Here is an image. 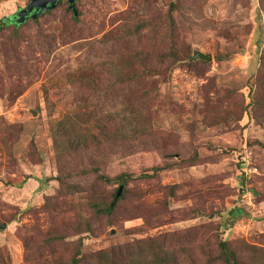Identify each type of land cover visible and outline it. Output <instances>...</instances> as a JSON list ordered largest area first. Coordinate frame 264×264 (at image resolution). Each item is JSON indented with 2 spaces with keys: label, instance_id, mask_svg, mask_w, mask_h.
Masks as SVG:
<instances>
[{
  "label": "rangeland",
  "instance_id": "374dc122",
  "mask_svg": "<svg viewBox=\"0 0 264 264\" xmlns=\"http://www.w3.org/2000/svg\"><path fill=\"white\" fill-rule=\"evenodd\" d=\"M27 5L0 0V24ZM66 5L0 27V264H41L51 250L67 261L76 250L123 258L151 239L202 246V260L216 257L219 241L247 258L246 246L264 250V0H77L75 21ZM143 22L138 36L114 40L117 29ZM136 50L163 57L165 77L139 78L136 93L107 92L104 82L118 79L108 71L113 60ZM194 50L210 62H189ZM171 54L178 61L169 63ZM78 69L100 73L101 91L69 82ZM255 76L263 83L251 85ZM137 93L148 100L145 136L128 129L127 141L101 138L77 157L55 135L75 112L115 125ZM250 96L256 101L246 110ZM81 164L130 174L128 194L95 214L84 209L99 205L93 177L75 178L88 193L73 196L84 212L56 222L50 208L72 197L54 178ZM95 187L109 202L117 184ZM234 207L244 215L232 223ZM49 234L64 241L44 244Z\"/></svg>",
  "mask_w": 264,
  "mask_h": 264
},
{
  "label": "trees",
  "instance_id": "16d2710c",
  "mask_svg": "<svg viewBox=\"0 0 264 264\" xmlns=\"http://www.w3.org/2000/svg\"><path fill=\"white\" fill-rule=\"evenodd\" d=\"M28 1V0H26ZM67 4L68 11L72 12V18L75 21L77 17L74 15L72 9L69 8L67 0H58L56 7L61 5L62 3ZM76 3V2H75ZM55 7V8H56ZM173 7V6H171ZM54 8V9H55ZM52 9V10H54ZM51 11V10H50ZM47 12H43L37 15L35 18H31L30 15L24 18L22 23H17L15 14L5 18L0 27L14 26L15 28L20 27L21 25L25 24L27 20L35 21L41 15H44ZM167 23L169 26L171 25L170 21L168 20ZM147 22H143L137 24L133 27L123 26L122 30L117 29L114 34V40L119 41L125 40L129 37H136L139 33L147 29ZM111 37V39H113ZM155 55L146 50H137L127 54L122 55L115 60H113L111 64V68L108 69L109 74H116L118 79H116L114 83L111 82H104L106 86L107 92L111 91L112 87H116L117 89L122 87L123 89H127L129 87H133L134 93L138 92L134 89L133 84L138 81L139 78L148 75V77H155V76H164L165 77V67H168L164 58L158 59L154 57ZM171 62L174 63L178 61V57L176 54H171L170 59ZM172 65V64H169ZM115 75V76H116ZM111 76V75H110ZM116 76V77H117ZM101 75L100 73H95L94 70L90 69H78L76 70L75 74H71L68 79L69 82L73 83L74 85L78 86L79 88H88L90 90H98L101 91L100 88L101 83ZM260 78L255 76L254 81H252L251 85L262 84V81H259ZM250 86V90H251ZM123 91V90H118ZM140 93V92H139ZM137 93V96L139 95ZM135 96V95H133ZM141 96L130 98L127 101H124V105L127 104L126 110L124 112V119L122 118L121 121L115 122V125L112 124V119L110 116L105 117L101 116L93 119L86 118L90 116L87 114H75V120L73 118H69V116L65 117L62 122L57 123L56 133L57 138H63L66 141V148L69 152L74 153L77 157L86 156L89 151L94 149L95 146L100 142V139L104 140H117V141H127V130L130 129L132 134L142 137L147 134V127L148 121L146 119V115L148 113L147 109V102L146 98H140ZM255 97L250 96V101L247 103L246 110L249 108H253L255 104ZM251 117V113H250ZM103 118V119H102ZM104 118L106 121L104 123ZM252 118V117H251ZM62 130V131H61ZM58 131V132H57ZM97 150V149H96ZM95 151V149L93 150ZM240 167L245 166V163H240ZM75 172L73 173H66L65 176L59 173L54 179L63 186L62 188L68 190L67 193H64L63 196L65 197H72L69 198L68 201H61L55 204V206L51 209V214L53 215L54 220L57 221H64L67 215L74 211L76 214L78 211H83L82 207L79 208L78 203H74L73 196L75 195H83L87 196L88 193L81 188L79 183H75V178H85L92 176V184H91V195L95 197V201L99 203L96 204L92 202L89 206H85L84 209H88L95 214L100 213H110L112 209L115 207L116 203L123 199L125 195L128 194L126 190L127 182L132 178V176L128 173H121L115 176H108L103 174L99 167L92 166L90 164L87 165H79V168L73 167ZM162 167H157L153 169L154 173L161 171ZM140 177H150L147 174L141 175ZM117 184V189L115 192L112 193L110 201H103L101 199V195H99L98 189L95 187L96 185L99 186H111ZM119 189H121L120 194L117 195ZM84 212V211H83ZM244 215V211L241 208L234 207L228 212V216L233 223L238 217ZM85 219V218H84ZM84 225L88 228L87 220L84 221ZM50 235V234H49ZM46 240H44V244H51L54 241L58 243L64 241V237L60 234H55V236H47ZM81 242V241H79ZM78 242V243H79ZM164 243L163 241H159ZM157 241V239L151 240H142L141 242H137L135 244L136 247H129V251L126 255L122 258L119 256L114 258L113 253L112 255L106 251H100L97 253L92 254L90 257H86L85 254L80 251L76 250L73 256L70 258L69 261L64 260L60 256H56V251L51 250L48 255L50 259H43L40 263L41 264H264V250L262 248H257L256 246H246L244 251L249 254L248 258L245 257L243 254H239L233 250L229 245L226 244L224 241L218 242V253L215 258H211L206 256L205 259H199V255H204L205 248L202 246H198L197 248L191 246H185L186 248L179 247V244L170 243V244H161ZM82 246L79 243L78 247ZM26 249L29 245L25 246ZM200 253V254H199ZM59 254V253H58ZM31 254L27 253L28 260L31 258ZM213 259V260H212ZM28 264H33V261H28Z\"/></svg>",
  "mask_w": 264,
  "mask_h": 264
},
{
  "label": "water",
  "instance_id": "95a60500",
  "mask_svg": "<svg viewBox=\"0 0 264 264\" xmlns=\"http://www.w3.org/2000/svg\"><path fill=\"white\" fill-rule=\"evenodd\" d=\"M77 0H67V3L69 5V8L72 9L74 15L76 16V11L74 8V4ZM58 0H28V5L26 8L19 10L15 14L16 17V22L17 23H22L24 21V18L28 15H30L31 18H35L37 15L50 11L56 7ZM205 61V62H210V57L207 55L202 54L201 52L194 50L192 52V55L189 57L188 61L189 62H194V61ZM121 189H119L117 195L120 194ZM4 228V226H2Z\"/></svg>",
  "mask_w": 264,
  "mask_h": 264
},
{
  "label": "flooded vegetation",
  "instance_id": "af4514ba",
  "mask_svg": "<svg viewBox=\"0 0 264 264\" xmlns=\"http://www.w3.org/2000/svg\"><path fill=\"white\" fill-rule=\"evenodd\" d=\"M19 12V11H18Z\"/></svg>",
  "mask_w": 264,
  "mask_h": 264
}]
</instances>
